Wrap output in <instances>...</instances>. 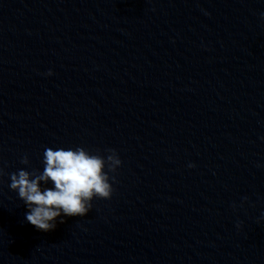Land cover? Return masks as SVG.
Returning a JSON list of instances; mask_svg holds the SVG:
<instances>
[{"label":"clouds","instance_id":"9594fccd","mask_svg":"<svg viewBox=\"0 0 264 264\" xmlns=\"http://www.w3.org/2000/svg\"><path fill=\"white\" fill-rule=\"evenodd\" d=\"M106 151L105 157L83 147L46 148L43 171L20 169L10 173L9 188L17 192L18 198L27 206L26 220L37 230L48 232L56 228L57 218L86 216L93 207L94 198L111 199L116 177L109 173H115L122 161L115 149ZM21 163L29 164L27 155L21 158ZM3 174L0 169V176ZM49 183L51 187H42ZM60 223H64L62 218Z\"/></svg>","mask_w":264,"mask_h":264}]
</instances>
